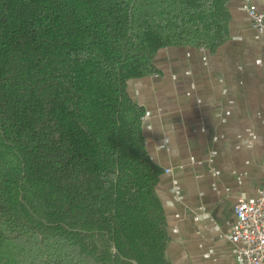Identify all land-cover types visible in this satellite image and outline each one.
Here are the masks:
<instances>
[{
    "label": "trees",
    "instance_id": "trees-1",
    "mask_svg": "<svg viewBox=\"0 0 264 264\" xmlns=\"http://www.w3.org/2000/svg\"><path fill=\"white\" fill-rule=\"evenodd\" d=\"M230 0H0V264H171L131 79L213 51Z\"/></svg>",
    "mask_w": 264,
    "mask_h": 264
},
{
    "label": "crops",
    "instance_id": "crops-1",
    "mask_svg": "<svg viewBox=\"0 0 264 264\" xmlns=\"http://www.w3.org/2000/svg\"><path fill=\"white\" fill-rule=\"evenodd\" d=\"M264 17V0H248ZM246 0H230L229 34L213 51L166 47L157 73L128 82L142 132L163 172L156 191L171 264H245L234 205L264 191V34Z\"/></svg>",
    "mask_w": 264,
    "mask_h": 264
},
{
    "label": "built area",
    "instance_id": "built-area-1",
    "mask_svg": "<svg viewBox=\"0 0 264 264\" xmlns=\"http://www.w3.org/2000/svg\"><path fill=\"white\" fill-rule=\"evenodd\" d=\"M244 9L252 25L264 34V17L246 0ZM238 227L232 241L238 245L237 256L245 264H264V191L255 201L239 199L234 205Z\"/></svg>",
    "mask_w": 264,
    "mask_h": 264
}]
</instances>
